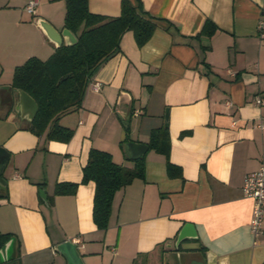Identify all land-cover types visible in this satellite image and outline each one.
Wrapping results in <instances>:
<instances>
[{
    "label": "crops",
    "instance_id": "obj_1",
    "mask_svg": "<svg viewBox=\"0 0 264 264\" xmlns=\"http://www.w3.org/2000/svg\"><path fill=\"white\" fill-rule=\"evenodd\" d=\"M29 1L0 0V148L9 159L0 169V235L14 240L0 264H68L56 249L65 241L78 242L84 264H264V221L255 237L254 202L242 194L245 176L264 165L256 126L264 105L254 101L264 99V0H140L155 24L151 38L140 47L133 31L123 33L81 108L59 118L68 141L48 139V129L37 135L14 108V69L58 48L43 23L58 35L67 29L65 0H36L34 14ZM121 2L88 0V8L117 17ZM207 22L212 35H199ZM164 125L180 175L169 176L165 155L149 148L143 178L115 193L108 227L97 228L95 184L82 182L90 150L132 169L126 143L148 145ZM58 184L77 188L58 194ZM185 224L196 237L175 247Z\"/></svg>",
    "mask_w": 264,
    "mask_h": 264
},
{
    "label": "trees",
    "instance_id": "obj_2",
    "mask_svg": "<svg viewBox=\"0 0 264 264\" xmlns=\"http://www.w3.org/2000/svg\"><path fill=\"white\" fill-rule=\"evenodd\" d=\"M65 1L64 24L77 35V43L59 46L47 60L28 58L14 69L11 85L13 89L25 91L37 104L38 111L30 124L31 129L37 135L48 129V139L62 141H68L72 131L60 126L59 118L81 108L95 71L120 51L119 41L123 33L133 31L136 43L141 47L155 30V24L145 18L140 0L136 5L122 0L117 17L90 12L88 0ZM210 26L207 22L199 35H212L214 29ZM148 146L165 155L169 176L180 175V169L168 159L170 139L167 125L151 132ZM130 160L135 163L132 169L115 163L108 152L97 149L89 152L82 182L93 181L95 184L92 217L99 229L108 227L115 193L144 176V156ZM76 188L77 184H58L56 193H73ZM10 239V234H1L0 246Z\"/></svg>",
    "mask_w": 264,
    "mask_h": 264
},
{
    "label": "water",
    "instance_id": "obj_3",
    "mask_svg": "<svg viewBox=\"0 0 264 264\" xmlns=\"http://www.w3.org/2000/svg\"><path fill=\"white\" fill-rule=\"evenodd\" d=\"M42 29L48 36V38L53 40V42H55L56 46L58 47L61 45L62 39H64L66 46H71L77 43V38L68 29L64 30L60 35L56 34L55 30L47 23H43ZM14 90L17 93V101L14 106L15 110L20 112L21 117L26 118V120L31 123L38 111L35 100L23 90ZM148 149L149 146L147 144L133 141L126 143V150L131 158H139L141 156H144ZM1 154L6 156L0 168L3 169L4 165L8 163L9 159L8 153L3 148H0V155ZM1 173L2 172L0 170V174ZM0 180H2L1 177ZM190 237H196L195 233L193 234V227L190 224H185L176 237V240L174 242L175 247H177L184 239ZM13 244L14 240L13 238H11L3 246H0V256L4 261H7L6 252L10 247L13 246ZM56 249L65 256L68 264H84L82 257L77 249V245L74 242L65 241Z\"/></svg>",
    "mask_w": 264,
    "mask_h": 264
},
{
    "label": "built area",
    "instance_id": "obj_4",
    "mask_svg": "<svg viewBox=\"0 0 264 264\" xmlns=\"http://www.w3.org/2000/svg\"><path fill=\"white\" fill-rule=\"evenodd\" d=\"M37 1L30 0L25 7V10L30 13H35V6ZM264 18L259 21V36L261 41L264 42ZM91 88L94 91L100 90V84L98 82L93 83ZM254 101L257 105H264V99L260 96H255ZM229 104V103H228ZM256 126L260 129H264V119L261 118L257 122ZM242 194L245 197L253 200L252 215L250 220V230L255 237H259L262 233V225L264 221V165L258 170L247 174L245 176L244 184L242 187ZM75 243H78L75 241Z\"/></svg>",
    "mask_w": 264,
    "mask_h": 264
}]
</instances>
